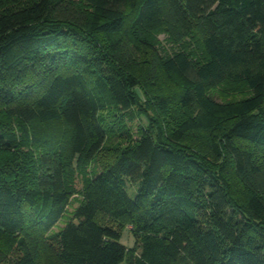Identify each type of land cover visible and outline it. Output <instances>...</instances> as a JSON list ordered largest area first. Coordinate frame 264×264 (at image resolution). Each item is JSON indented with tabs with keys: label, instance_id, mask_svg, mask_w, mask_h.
Here are the masks:
<instances>
[{
	"label": "trees",
	"instance_id": "1",
	"mask_svg": "<svg viewBox=\"0 0 264 264\" xmlns=\"http://www.w3.org/2000/svg\"><path fill=\"white\" fill-rule=\"evenodd\" d=\"M159 27L195 36L203 59L158 55L146 35ZM138 43L176 79L186 114L169 131L147 115L137 139L108 153L122 117L102 111L134 118L141 104L122 51ZM228 79L251 94L213 98ZM171 100L153 101L167 115ZM0 106L16 120L0 127V150L21 154L0 165V232L19 249H0V264H39L38 239L63 264H264V0H0ZM102 214L132 225V247Z\"/></svg>",
	"mask_w": 264,
	"mask_h": 264
},
{
	"label": "rangeland",
	"instance_id": "2",
	"mask_svg": "<svg viewBox=\"0 0 264 264\" xmlns=\"http://www.w3.org/2000/svg\"><path fill=\"white\" fill-rule=\"evenodd\" d=\"M146 36L149 38V42H152L153 48L158 55L164 56L173 54L179 50H184L193 62H200L203 59L201 44L195 36L178 38L162 27L147 33ZM148 48L145 47L144 43H138V48L135 46L131 51L122 50L127 59L125 64L127 70L135 75L140 83L138 92L141 95V104L138 106V109H135L137 116L134 118L123 117L116 112L112 113L110 108L102 111V115L107 121H110L112 118L117 119L122 117L119 123H113L116 134H110L109 139L106 141L108 153H113L118 147H123L137 139L142 127L148 122L147 115L154 124H159L164 128V131H169L180 118L185 117L186 112L179 107L177 99L175 98V94L179 90L178 82L173 76L168 75L161 69L158 57L150 54L151 45ZM160 93L171 95L172 98L167 115L161 114L153 101L154 97ZM209 94L220 101H234L244 96H249L251 90L246 87L244 82L228 79L210 89ZM15 122V118L5 113L0 106V127L2 129L13 130L15 129ZM119 124L121 125L118 131ZM49 127L54 135H58L63 130V126L59 122L51 124ZM30 151L29 149L26 150L28 153H31ZM20 158L21 154L0 150V165L6 168H9L10 163L19 161ZM101 158L102 155L96 157L88 164L90 173L92 169H98L97 166ZM228 179L230 180L231 190L235 197L242 198L245 196L247 190L240 186V181L231 175ZM81 182V176L78 174L76 179L77 189L81 188ZM133 191L134 187L129 186V193L132 194ZM80 198L81 196L78 194L71 198L68 206V214L50 233L57 231L59 227L63 226L70 219L71 213L78 205ZM98 218L102 223L110 224L119 229L123 228L120 232V242L127 247L134 245L135 237L130 232L132 225L128 221L125 219L114 221L103 214L99 215ZM17 237V235H8L0 232V249L6 254L7 258H13L19 253ZM32 244L38 248L37 256L39 264H63L57 260L54 251L47 245H42L39 239L36 240L35 244L34 242ZM121 264H124V262Z\"/></svg>",
	"mask_w": 264,
	"mask_h": 264
}]
</instances>
